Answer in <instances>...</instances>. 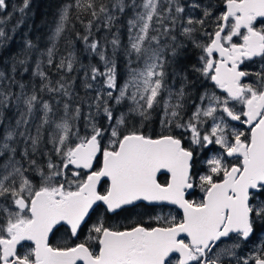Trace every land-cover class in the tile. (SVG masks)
<instances>
[{"label": "snow or ice", "instance_id": "snow-or-ice-1", "mask_svg": "<svg viewBox=\"0 0 264 264\" xmlns=\"http://www.w3.org/2000/svg\"><path fill=\"white\" fill-rule=\"evenodd\" d=\"M32 7L0 0V264H264V0Z\"/></svg>", "mask_w": 264, "mask_h": 264}, {"label": "trees", "instance_id": "trees-1", "mask_svg": "<svg viewBox=\"0 0 264 264\" xmlns=\"http://www.w3.org/2000/svg\"><path fill=\"white\" fill-rule=\"evenodd\" d=\"M58 2L59 0H33L32 13L34 15L32 16L31 22L39 28L44 29V21H51L52 14L55 12Z\"/></svg>", "mask_w": 264, "mask_h": 264}, {"label": "rangeland", "instance_id": "rangeland-1", "mask_svg": "<svg viewBox=\"0 0 264 264\" xmlns=\"http://www.w3.org/2000/svg\"><path fill=\"white\" fill-rule=\"evenodd\" d=\"M13 2H15V3H19V0H13Z\"/></svg>", "mask_w": 264, "mask_h": 264}]
</instances>
